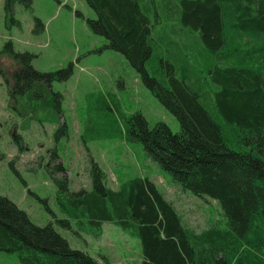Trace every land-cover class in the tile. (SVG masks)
I'll return each instance as SVG.
<instances>
[{
	"label": "trees",
	"instance_id": "trees-1",
	"mask_svg": "<svg viewBox=\"0 0 264 264\" xmlns=\"http://www.w3.org/2000/svg\"><path fill=\"white\" fill-rule=\"evenodd\" d=\"M84 1L95 14L86 19L87 28L106 40L105 48L124 56L179 124L178 133L162 122L150 127L141 113L127 117L110 98L112 108L102 100L96 111L104 116L103 110H116L122 126L112 132L108 121L88 127L87 141L140 143L182 191L215 201L226 227L190 230L145 177L107 188L104 172L89 155V191H71L66 176L55 177L66 171L60 162L50 171L61 218L37 225L0 195V252L14 254L20 264H99L72 249L56 228L98 240L108 223L139 241L140 264H264V0H163L167 21L174 23L170 36L167 28L156 30L158 13L152 21L140 0ZM16 5L31 9L32 0H3L5 19L12 24ZM34 21L33 32L43 31L41 21ZM179 30L197 36L206 74L202 80L191 49L178 43ZM1 56L21 67L7 94L23 129L32 121L54 125V144L68 140L62 96L52 83L69 79L72 64L39 72L32 66L34 55L15 52L10 41ZM209 82L216 87L211 93L204 89ZM15 142L21 150L18 137ZM56 160L57 146L49 162Z\"/></svg>",
	"mask_w": 264,
	"mask_h": 264
},
{
	"label": "rangeland",
	"instance_id": "rangeland-1",
	"mask_svg": "<svg viewBox=\"0 0 264 264\" xmlns=\"http://www.w3.org/2000/svg\"><path fill=\"white\" fill-rule=\"evenodd\" d=\"M140 3L149 10L152 21L154 12L158 13L160 22L156 30L167 28L166 34L170 36L174 23L167 21L164 1L140 0ZM35 18L44 26L39 33L33 32ZM89 18H95V14L84 0H32L31 9L15 6L16 23L12 24L5 19L3 0H0V51L10 41L15 52L34 55L32 66L39 72H56L72 64L69 79L52 83V90L62 96V115L69 129L68 140L54 144V125L40 126L32 121L23 129V118L10 109L7 93L14 73L21 67L6 56L0 57V195L25 211L37 225H45L53 217L61 218L50 171L60 162L66 171L54 176H66L71 191H89L90 155L104 172L107 188L116 190L134 177L148 178L190 230L201 233L210 228H225L226 221L217 203L182 191L167 172L147 158L140 143L125 142L121 138L87 141L88 127H100L108 121L106 128L112 132L122 126V118L116 110H103L104 116L100 115L101 110L96 111L99 105L103 107L102 100H107L111 108L116 104L127 117L141 113L150 127L162 122L173 133L179 132L177 120L144 87L124 56L105 48L106 40L87 28L85 21ZM176 33L178 43L183 41L191 49L190 57L202 80L206 74L196 34L187 37L180 30ZM204 89L211 93L216 87L209 82ZM208 98L206 104L210 101ZM16 137L21 142V150H18ZM55 146L59 160L49 162ZM56 229L72 249L88 253L99 264L141 262L139 241L112 224H103L98 240ZM0 264L20 262L14 254L0 252Z\"/></svg>",
	"mask_w": 264,
	"mask_h": 264
}]
</instances>
